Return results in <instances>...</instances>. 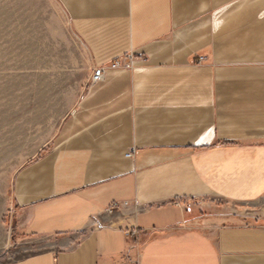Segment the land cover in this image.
Instances as JSON below:
<instances>
[{"label":"crops","instance_id":"obj_1","mask_svg":"<svg viewBox=\"0 0 264 264\" xmlns=\"http://www.w3.org/2000/svg\"><path fill=\"white\" fill-rule=\"evenodd\" d=\"M9 88L56 132L7 264H264V0H0Z\"/></svg>","mask_w":264,"mask_h":264},{"label":"rangeland","instance_id":"obj_2","mask_svg":"<svg viewBox=\"0 0 264 264\" xmlns=\"http://www.w3.org/2000/svg\"><path fill=\"white\" fill-rule=\"evenodd\" d=\"M0 91L3 92L0 94V264H7L43 250L35 244L22 246V235L16 230L11 198L17 172L48 146L56 131H38V119L37 131H33L30 89H20L18 92L15 88H9ZM37 109L38 114L42 113L39 105ZM192 204L187 205L190 220L194 217L193 206L203 207L198 203Z\"/></svg>","mask_w":264,"mask_h":264},{"label":"built area","instance_id":"obj_3","mask_svg":"<svg viewBox=\"0 0 264 264\" xmlns=\"http://www.w3.org/2000/svg\"><path fill=\"white\" fill-rule=\"evenodd\" d=\"M133 61L132 59L125 60V59H119L117 61H115L112 65L107 66V67H99L97 69H95L92 73V77H91V83H99L101 81H103V79L105 78L106 74L110 71V70H131L133 68L132 65ZM127 157H132V153H129L127 155ZM113 208V207H112ZM112 208H110V212L112 211Z\"/></svg>","mask_w":264,"mask_h":264}]
</instances>
